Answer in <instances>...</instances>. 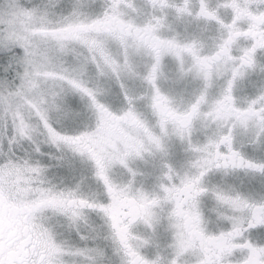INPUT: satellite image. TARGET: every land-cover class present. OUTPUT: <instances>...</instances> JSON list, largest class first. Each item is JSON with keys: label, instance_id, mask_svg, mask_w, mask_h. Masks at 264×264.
<instances>
[{"label": "snow or ice", "instance_id": "6c2138e0", "mask_svg": "<svg viewBox=\"0 0 264 264\" xmlns=\"http://www.w3.org/2000/svg\"><path fill=\"white\" fill-rule=\"evenodd\" d=\"M0 264H264V0H0Z\"/></svg>", "mask_w": 264, "mask_h": 264}]
</instances>
